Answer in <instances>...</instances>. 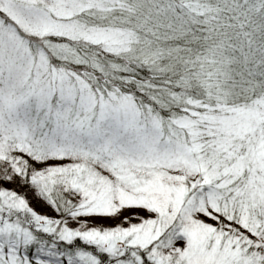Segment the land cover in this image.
I'll list each match as a JSON object with an SVG mask.
<instances>
[{
    "label": "snow or ice",
    "instance_id": "1",
    "mask_svg": "<svg viewBox=\"0 0 264 264\" xmlns=\"http://www.w3.org/2000/svg\"><path fill=\"white\" fill-rule=\"evenodd\" d=\"M0 264H264V0H0Z\"/></svg>",
    "mask_w": 264,
    "mask_h": 264
},
{
    "label": "rangeland",
    "instance_id": "2",
    "mask_svg": "<svg viewBox=\"0 0 264 264\" xmlns=\"http://www.w3.org/2000/svg\"><path fill=\"white\" fill-rule=\"evenodd\" d=\"M33 204L35 205V201H33ZM38 210H40V211H44L45 209H43V208H39Z\"/></svg>",
    "mask_w": 264,
    "mask_h": 264
},
{
    "label": "trees",
    "instance_id": "3",
    "mask_svg": "<svg viewBox=\"0 0 264 264\" xmlns=\"http://www.w3.org/2000/svg\"><path fill=\"white\" fill-rule=\"evenodd\" d=\"M9 187H11V185H9Z\"/></svg>",
    "mask_w": 264,
    "mask_h": 264
}]
</instances>
